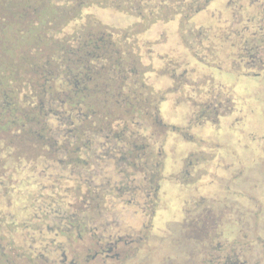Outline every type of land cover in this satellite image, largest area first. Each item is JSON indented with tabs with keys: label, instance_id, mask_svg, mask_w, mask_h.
I'll use <instances>...</instances> for the list:
<instances>
[{
	"label": "flooded vegetation",
	"instance_id": "1",
	"mask_svg": "<svg viewBox=\"0 0 264 264\" xmlns=\"http://www.w3.org/2000/svg\"><path fill=\"white\" fill-rule=\"evenodd\" d=\"M216 1L213 0L209 5V7L214 6L213 10H208V7L206 10L197 13L192 24L196 29L212 30L216 36H220L221 32H226L225 30L232 25L234 11L230 7L231 0H224L222 5H217ZM101 10H112L133 18L134 24L128 27L107 24L98 17V12ZM258 11H261V15L256 17L250 25L238 26L240 30L253 33L256 36L253 39L264 38V5ZM198 17L200 23L205 22L203 21L204 17L208 18L206 27L194 22ZM90 19H95L104 26L118 31L133 28L134 25L141 23V19L136 16L113 9L90 6L83 9L82 16L71 21L61 34L55 36V39H65L79 31L82 32L87 29ZM176 19L179 20L181 35V16H177L172 21ZM170 22L159 21L151 25L144 33L154 25H165ZM212 24L213 26H211ZM3 27L9 26L5 23ZM1 31L0 28V34ZM144 33L137 37L142 64L150 68V73L154 74L155 78L163 77L166 82L169 81L167 84L165 83L164 90L156 91L150 84L152 79L148 78L149 73H147L145 75L147 85L158 93H165L166 99L164 101L173 100L174 105L180 103L186 109L185 120L187 125L185 128L168 125L162 119L163 122L170 127L169 131L178 136L177 139L190 143L188 145H199L200 149L197 146L195 149L200 151L207 149L208 151L209 147L205 148L206 143H211L215 147L217 154L215 157L213 155L212 173H209V177H212L214 185L216 184L224 192L225 186L220 187L219 185L221 172L225 173L224 170H226L222 165V158L225 156L220 153V141L202 140L193 133L195 129L197 131L207 127L208 129H218L221 125L227 124L231 126L226 125L227 129L231 130L228 134H232V128L236 124L246 125L247 118L244 113H238L232 93L214 78V73H211L212 70H217L219 73L227 70L237 72L233 62L229 60L227 65L220 66L219 63L215 62L206 63L204 57L202 60H198L195 54L185 46L181 36L182 44L186 48L185 53L194 58L196 63L206 66L205 70H208V74L200 72L194 62L188 63L185 54L165 57L162 60V68L158 69L156 64L154 65L152 57L154 44L144 40ZM47 36L54 38V34L48 33ZM74 46L76 45L65 46L64 49L59 48L54 43L50 44L48 48H42V56L45 60L42 62L43 64L41 63L40 71L34 72L32 67L30 68L31 71H26L28 74H25L24 71L23 80L25 83L23 84L29 85V94L37 97L33 99L34 102L44 106L46 104H43L42 98L47 99L46 107L48 113L51 114L48 119H50L52 126L55 125V132L49 133L54 138V145L47 150L43 149L42 151L40 149L38 153L44 157L45 151L51 149L55 151L54 156L48 159L50 169H48V173L53 178H60L65 181L64 185L57 186L55 189H42L47 194H60L62 199L55 197L56 202L50 205L49 202L48 204L43 203L44 196H41V199L35 203L41 210H45L44 216L39 215L35 221L42 224H47L48 221H53V223L50 229H48V225L42 226L39 233L36 235L34 233L35 238L38 239L37 242H39L35 249L37 250L35 256L38 259H35L33 255L29 264H172L170 259L173 255L171 250L172 238L169 232L164 233L172 224L180 228L181 234L178 237L187 247L189 246L188 242H194V249L190 252L191 257H194L191 264H264V245L262 244L259 250L255 243L263 242L262 235L255 233L256 235L245 236L242 234L240 232L242 229L236 226L242 224L243 217L236 219L238 215L231 212L233 209H230L227 202L221 207V194L210 197L209 203L204 204L205 206L202 205L204 201L202 203L201 201L206 200V198L201 196L203 199H199L194 193L198 188L196 184L199 183L200 179L191 183L180 180V177L188 178L190 175L189 167L195 166L190 159L196 152L194 148H191L193 146L172 159L169 165L170 172L167 173V156L172 154L175 157L178 148L172 143L173 145L168 149L169 131L165 134L156 128L149 131L148 143L144 142L147 148L148 145H152L157 153L164 155L158 170L157 167L160 166V163L153 160L149 161L145 155L144 143L140 139L142 129L138 112V115H129L134 107L132 105L129 108L126 106L124 99L126 87L123 84L125 79L122 73L117 71L111 74L109 83L106 81L107 77H102L103 81L97 83L90 76L96 66L95 70L102 69L100 64L88 59H85V62L79 59L77 65L68 61L72 58L70 50ZM81 48L84 49L87 57L92 54L88 52L91 48L89 44ZM98 50L100 52V49ZM260 50V57H262L261 72L238 73L251 78L264 79V45ZM107 60H104V66H108L105 65ZM83 65L87 71L84 77L87 81L85 86L78 84V77L76 73H73V70L76 71L79 66ZM33 75L37 78L35 83L32 79ZM178 77L181 79L187 77L188 80L199 83V85L196 89L185 87L184 90L174 91L175 79ZM221 88L229 92L225 102L220 98L219 89ZM112 91L116 92L115 98H113ZM77 92H81V97L88 100L87 104L77 103L81 105L78 109L74 106L76 102L72 98V93ZM96 92H99L101 97H108V100L106 104H101L98 115L91 116L92 111L88 107L99 103L95 97ZM26 94L27 92L24 93V95ZM169 94L173 98H168ZM55 97L61 99L58 106L54 100ZM229 98H232L234 104L226 103L229 102ZM260 100L262 109L253 123L255 128L258 127L250 133L251 144L248 141L239 142V151L234 150L231 153H239L240 151L245 152V154L250 153L249 158L255 159L256 164L264 174V97ZM222 104L224 105L223 111ZM221 112L225 114L221 116ZM86 113H89L88 117H79ZM83 120H85L84 123L87 122V135L81 142H77L76 137L72 136L71 132L74 126ZM96 127H100V130H96ZM232 136L234 137L233 140H238L236 134H232ZM193 137H197V143L192 140ZM45 142L46 145L50 146L49 139H45ZM84 144L87 148L82 151L81 157L78 159L83 163L81 166L72 164L71 161L74 160L72 159V150H64L63 146L71 147ZM231 144L232 142L228 145ZM224 145L227 144L224 143ZM193 149L195 151H192ZM211 150L214 151L213 147ZM237 156L239 155L232 156V163L229 164L230 168L227 170L231 177L236 175L239 177L243 172L236 169L238 166ZM165 182L174 183L182 189L187 187L191 189L190 194L181 197V212L171 217H167L168 209L162 204L167 197L163 187ZM229 182V185H232L235 179ZM191 185L195 186L191 187ZM228 189L231 188L228 187ZM241 195L243 194L239 196L241 197ZM243 197L247 198L245 194ZM51 208H56V211L53 212ZM221 210L225 212H221ZM262 214L263 209L259 207H256L254 213L249 212L255 223V220L258 221ZM232 215L233 218H231ZM45 216L47 217L45 218ZM24 220L23 224L28 221L26 218ZM228 220H231L232 224L235 225L230 233L221 229L226 222H229ZM37 242L35 241L33 245H36ZM216 243L217 249L215 248ZM27 244L29 245L28 242Z\"/></svg>",
	"mask_w": 264,
	"mask_h": 264
},
{
	"label": "trees",
	"instance_id": "2",
	"mask_svg": "<svg viewBox=\"0 0 264 264\" xmlns=\"http://www.w3.org/2000/svg\"><path fill=\"white\" fill-rule=\"evenodd\" d=\"M212 1L0 0L2 30L0 34V231H3L7 225L13 230L18 225V220L24 217L35 221L39 215L44 216L45 210L35 205L41 196H44L43 203L49 202L50 205L56 202L55 197L62 199L60 194L51 195L42 190L55 189L65 183L48 173L50 170L48 159L54 156L55 151L52 149L45 151L44 157L38 153L40 149L47 150L55 143L53 136L49 134L55 132V125L52 126L48 119L51 115L46 107L48 101L42 98L43 104H46L44 106L34 102L33 99L37 97L29 94V85L23 84L25 83L23 76L28 74L26 71L31 69L34 72L40 71L45 60L42 56V48H48L52 43L64 49L65 46L75 44L76 46L70 50L72 58L68 61L77 65L79 59L83 62L88 59L100 64L102 69L97 71L96 66L90 76L97 83L103 81L102 77H107L106 81L109 83L111 74L117 71L122 73L125 79L123 84L126 87L124 92L126 106L134 107L129 115L138 112L142 129L140 139L142 143H148L149 131L156 128L165 134L170 130L160 116V104L166 99V94L158 93L147 85L145 75L150 72V68L142 64L141 50L137 42V37L151 25L159 21L170 22L181 16L180 29L183 43L198 60L204 57L206 63L215 62L220 66H225L223 64L231 60L237 72H261L260 48L264 45V38L253 39L256 37L253 33L240 30L238 26H248L256 17L258 18L261 15V11L258 10L263 7L264 0H231L230 7L234 11L232 25L225 30L226 32H221L220 36H216L212 30L196 29L192 24L194 16L206 10ZM90 6L133 15L140 18L141 23L133 28L118 31L104 26L95 19H90L87 29L82 32L79 31L65 39H55V36L61 34L71 21L82 16L83 9ZM5 23L9 27H3ZM48 33L54 34V38L48 37ZM87 44L91 47L88 52L92 53L88 57L81 48ZM78 47L80 48L77 49ZM106 59L108 60L105 65L108 66H104ZM84 66H79L76 71L73 70L78 77V84L83 86L87 83L84 79L87 73ZM32 79L34 83L37 81L34 75ZM175 80L174 91L184 90L185 87L196 89L199 85L188 80L187 77L182 79L178 77ZM26 92L27 94L24 95ZM112 92L115 98L116 92ZM219 93L220 98L225 102L229 92L221 88ZM95 97L99 103L88 107L92 111L91 116L98 115L101 104H106L108 100V97H101L99 92L95 93ZM72 98L76 102L74 106L77 109L80 104L88 103L86 98L81 97V92L72 93ZM229 99L226 103L234 104L232 98ZM54 100L58 106L61 99L55 97ZM223 108L224 105L222 111ZM223 114L221 112V116ZM81 115L79 117L84 118V116L88 117L89 113ZM84 121L76 124L71 132L77 142H81L87 135V122ZM95 129L99 131L100 127ZM45 139L50 140V146L46 145ZM145 143L143 146L147 159L160 163L157 167L159 170L164 155L157 153L152 145H148L147 148ZM86 148L85 144L63 146L64 150H72L74 160L71 163L79 166L83 162L78 159Z\"/></svg>",
	"mask_w": 264,
	"mask_h": 264
},
{
	"label": "rangeland",
	"instance_id": "3",
	"mask_svg": "<svg viewBox=\"0 0 264 264\" xmlns=\"http://www.w3.org/2000/svg\"><path fill=\"white\" fill-rule=\"evenodd\" d=\"M216 3L217 5H222L224 3V0H217ZM213 9V5L208 8V10ZM101 12L102 14L100 16H102L103 21L107 24L112 23L117 26L123 27L127 25V21L130 19V17L121 15L112 10H101ZM207 20V17L203 18V21L206 22ZM194 22L203 24L200 23L199 17L197 18V20H194ZM203 26L206 27L207 25L204 24ZM211 26H213V24ZM164 36L165 34L162 36V38H164ZM185 58H187L188 63L191 64L194 62V65L197 64L196 67L198 66L200 72L208 74V70H205L206 66H201L200 63H196L194 61V58H192L189 54L185 53ZM223 59L225 60V57H223ZM228 63L229 61L224 64L227 65ZM211 73H214V78L222 83L227 88V90L232 93L235 98L238 113H244L245 117L247 118L246 125H238V123L234 126V128H232V134H236L238 137L237 141L233 140L234 137L232 136V134H228V132H231V130L227 129V124L221 125L218 129H208V127L201 128L199 131L195 129V132L193 133L195 136L201 138L202 140L212 139L220 141V153L225 156V158H222V165H224L223 168H225L226 170H224L225 173L221 172L219 185L220 187H222L223 185L225 186L224 192L223 189H219L216 184L214 185L212 177H209V173H212V159L217 154L215 147L212 146L211 143L205 144V148L209 147L208 151L207 149L205 151H200L198 149H195L196 146L200 149L199 145H188L190 143H185L183 140L177 139L178 136L175 135L172 131H169L168 149L171 147V145L174 144V146L178 148V151L175 154V157H173L172 154H168L166 172H170L169 165L171 164L172 159H175L180 155V153L185 152V150L193 146L196 152L191 156L190 159L191 163L195 164V166L197 164V167H189L190 175L188 176V178L180 177V180L183 182L191 183L194 181L197 182L200 179L199 183L196 184L198 185V188L197 190L195 189L196 191L194 193L199 199H203L201 198V196H204L206 198V200L201 201V203L204 201L202 205H207L209 203L208 199H210V197L218 196L219 194H221V207H223L224 203L227 202L230 209H233V211L231 212H233L235 215H238L236 219L243 217L242 224H240L241 226H236L237 228L242 229V231L240 232L245 236H250L251 234L262 235L261 237L263 239V242H255L256 247H258V249L260 250V246L262 244L264 245V174L256 164L255 159L253 157L249 158L250 153L248 154L247 152L245 154V152L242 151H240L239 153H231V151H239V142L243 143L244 141H248V143L251 144L250 133L252 131H255V129L258 127L257 126L255 128L253 123L255 119H257L258 113H260L262 109L260 98L264 97V79L251 78L238 72H230L229 70L225 72L223 71L221 73L217 72V70H212ZM148 78L152 79V82H150V84L156 91H162L165 89V78H155V75L150 72L148 74ZM168 98H173V96L169 94ZM160 113L162 119L168 125L180 126L182 128H185L187 125V121L185 120L186 109L185 106L181 105L180 103L174 105L173 100L169 99L167 101H164L161 105ZM227 126L231 127L230 125ZM196 138L193 137L192 139L195 143H197ZM223 141L227 145H224ZM231 142L232 144L228 145ZM212 147L214 151L211 150ZM194 149L192 151H195ZM234 155H239L236 157V162L238 163L236 169H240L238 171H243L242 174L239 175V177L238 175L231 177L230 173L227 171L230 168L229 164L232 163V156ZM218 176H220V173H218ZM232 179H235V182L232 185H229V181H231ZM193 186L191 185V187ZM163 187L167 197L162 204L168 209L167 217H171L172 215L175 216V214L177 215L179 214V212H181V197L183 198L184 195L190 194L191 189L190 187H187L188 189H182L174 183L167 182L163 184ZM228 187L231 189H228ZM240 194H245L247 198H244L243 195H241L240 197ZM256 207L263 209V214L258 219V221L255 220V223L253 222V218L250 217L249 212L251 211L252 213H254L256 211ZM51 210H53L54 212L56 211V208H51ZM221 212L225 211L221 210ZM233 215L231 216V218H233ZM164 216H166V214H164ZM25 218H27L26 220L28 221L23 224ZM228 221L229 222H226V224L221 228L222 231L224 230V232L226 231V233L232 232L231 230L235 228V225L232 224L231 220ZM247 222H249V224H246ZM17 223L18 225H16L13 230L10 229L9 225H7L5 228H3V231H0V264H29V261L33 257V255L35 259H38L37 256H35L37 255V250L35 249L37 248L39 242H37L38 239L35 238L34 233L35 235L39 233V230L42 229V226L48 225V229H50L52 227L53 221H48L47 224H42L40 222L32 220L31 218L24 217L21 221L18 220ZM165 232H169V235L172 238V249L170 248L173 253L170 258L172 264H191L194 260V257H191L190 252L194 249V242H188L189 246L187 247L181 241V239H179L178 236H180L181 230L175 224H172L169 228H167V231H164V233ZM240 232L237 231V233ZM35 241L37 243L36 245H33ZM27 242L29 243V245L27 244ZM215 248H218L217 243L215 245Z\"/></svg>",
	"mask_w": 264,
	"mask_h": 264
},
{
	"label": "crops",
	"instance_id": "4",
	"mask_svg": "<svg viewBox=\"0 0 264 264\" xmlns=\"http://www.w3.org/2000/svg\"><path fill=\"white\" fill-rule=\"evenodd\" d=\"M101 14L102 12L99 11L98 17H100L103 20L102 16H100ZM127 22L128 23L126 26L128 27L134 24V19L130 18ZM206 22H203V24L200 25L203 26L204 24H207ZM164 34L165 36L164 38H162ZM143 37L146 42L154 44L152 57H153V63L154 65L156 64L158 69L162 68V64H163L162 60H164L165 57L175 54H185L186 52V48L183 46L181 40L178 19L170 23H167L165 25L164 24L154 25L146 33H144ZM167 82L164 79V85L165 83L167 84Z\"/></svg>",
	"mask_w": 264,
	"mask_h": 264
}]
</instances>
